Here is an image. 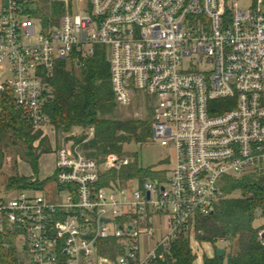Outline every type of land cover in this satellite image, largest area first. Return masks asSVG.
I'll list each match as a JSON object with an SVG mask.
<instances>
[{"label":"built area","instance_id":"built-area-1","mask_svg":"<svg viewBox=\"0 0 264 264\" xmlns=\"http://www.w3.org/2000/svg\"><path fill=\"white\" fill-rule=\"evenodd\" d=\"M251 1L62 0L61 23L40 17L42 30L32 0L0 3V103L11 91L29 124L51 125L58 63L101 47L116 102L144 93L154 139L175 154L163 180H124L131 157L58 146L43 194L0 199V254L13 239L18 264H171L174 242L202 234L199 218L227 198L224 177L264 180V0Z\"/></svg>","mask_w":264,"mask_h":264},{"label":"trees","instance_id":"trees-1","mask_svg":"<svg viewBox=\"0 0 264 264\" xmlns=\"http://www.w3.org/2000/svg\"><path fill=\"white\" fill-rule=\"evenodd\" d=\"M64 9V2L55 1L51 16L63 13ZM50 18L49 15L44 17L45 22H49ZM76 67L80 69L79 73ZM49 83L50 98L45 100L44 110L50 124L57 136L65 135L67 140H72L74 146H80L89 156L100 161L110 154L128 156L127 146L149 141L151 118L119 117L111 66L104 48L98 47L94 56L86 60H61ZM1 100L0 167L9 147L19 146L18 154L23 147L20 157L31 165L38 176L41 158L53 150V144L49 137H42V132H34V127L22 117L11 91L2 95ZM75 128H82L84 132L79 136L73 135ZM89 128H94V135L85 132ZM121 173L125 180L134 177L143 180L146 176H153L151 168L141 167L137 161L125 166ZM109 177L115 178L116 174H108ZM29 181L30 177L15 174L9 178L7 187L22 189L30 186ZM44 184L45 180L31 187H42ZM226 190L228 196L218 203L215 212L199 218L197 223V227L203 230L202 234H198L199 239L212 242L216 248L213 257H205L204 264H264V244L259 240V231L264 228V222L255 225L258 208L264 215V180L254 175L230 179ZM236 190L241 195L230 197ZM222 238L230 240L229 244L222 245L219 242ZM11 242L10 248L1 250L2 264H18L17 247L13 239ZM220 248L224 249L223 256L217 253ZM171 257V264H195L197 256L188 236H181L174 242Z\"/></svg>","mask_w":264,"mask_h":264},{"label":"rangeland","instance_id":"rangeland-1","mask_svg":"<svg viewBox=\"0 0 264 264\" xmlns=\"http://www.w3.org/2000/svg\"><path fill=\"white\" fill-rule=\"evenodd\" d=\"M55 1L62 2V0H32V2L36 3L37 6L34 9L28 11L27 14L34 18V20L37 22L39 30H42V25L41 22L39 21L40 17L44 18L49 15L51 17L49 22L53 21L55 23H61L64 12L51 16L53 13L52 12L53 3ZM7 2L8 0H4L5 5L7 4ZM247 2L251 5L253 3V1L251 0H247ZM75 9H76L75 12L78 13L79 8L75 7ZM75 70L77 73L80 72V69L78 67H76ZM145 100H146V95L135 89V96L132 105L121 106L117 103L119 105L118 106L119 117L126 119L133 118L139 120H148L149 118H151V116L147 112ZM37 131L43 133L42 137L46 136L50 138L53 144V150L49 153H45L42 156L39 166V174L38 176H36V173L31 167V165L28 162H26L24 159H22V157H20V154L23 153L24 148L21 147L20 148L21 153L18 154L17 148L19 146H13V145L10 146L9 149L6 151V159L3 165L0 167V199L6 198L8 194H14L15 191H17V189L13 190V188L7 187L9 178L15 174L30 177V181L28 184L30 186L22 188L25 189L28 194L34 196L43 194L45 192L44 191L45 188H43V186L46 184V181L42 187H31V186H36L34 185L36 183L41 184L46 178L53 176L55 169V160H56L55 149L60 145H67L70 142L73 144L72 141L66 139L65 135L57 136V134L52 129L51 125L34 128V132ZM83 132L84 130L82 128L74 129L73 135L79 136ZM85 132L86 133L89 132L90 135L92 134L94 135V128L93 129L89 128V130L87 129L85 130ZM40 140L41 139H39L36 142V145L39 144ZM127 150L129 151L127 155L130 156L133 159V161H137L141 167L149 168V169L151 168L153 172V176H146L144 180H152L155 179L154 177L163 180L164 178L169 176L173 171L175 165L174 151L171 148H166L165 146H163L159 140L154 139L153 129H152L151 137L148 142H146L145 144H138L135 142L127 146ZM121 172L122 170H120V173H118L120 177L122 175ZM32 177H34V179H31ZM229 180L230 179H228V177H224L222 179L221 183L225 186V188L228 187ZM136 185H138V183H136ZM49 186H52V183H50ZM66 195L67 192L65 191L61 193L62 198L66 197ZM239 195H241V192L236 190L232 194H230V197L239 196ZM263 222H264V215H263V211L261 210L258 214V218L255 222V225H260ZM197 239H199L198 235H197ZM199 240L201 242L200 245L197 246V243L194 244L195 247H198L197 248L198 251H196L195 255L197 256V258L198 256L200 258L198 264H202V261L203 262L205 261L206 256L213 257L215 255V252L214 254L211 253L209 255L208 246L210 245L207 243L205 244L202 243L209 241L201 240V239ZM20 248L21 247H19V249ZM201 258L203 260H201Z\"/></svg>","mask_w":264,"mask_h":264},{"label":"crops","instance_id":"crops-1","mask_svg":"<svg viewBox=\"0 0 264 264\" xmlns=\"http://www.w3.org/2000/svg\"><path fill=\"white\" fill-rule=\"evenodd\" d=\"M0 3H4V0H0ZM35 6H37L36 5V3H35ZM51 127H52V129L54 130V128H53V126L51 125ZM75 129H79V128H75ZM54 132L56 133V131L54 130ZM72 141V140H71ZM73 142V141H72ZM68 144H71V142L70 143H68ZM74 144V143H73ZM55 159H56V154H55ZM55 162H56V160H55ZM153 220H154V222H155V224H156V227H158L159 226V228H160V220H161V218H159L158 216H155L154 218H153ZM164 224H165V226H164V224H163V226H164V229H165V227H166V221L164 220V222H163ZM162 230L161 229H157V238L162 234ZM143 242H144V238H143ZM195 243H197V246L198 245H200L201 244V242H200V240L199 239H197V236L195 237V238H191V246L192 247H194V248H198V247H195L194 246V244ZM202 243H207V244H209L210 246H208L209 247V249H208V254L210 255L211 253L212 254H214V252L216 253V248H215V246H214V244H212L211 242L209 243V242H202ZM199 256H198V258H197V260H196V263L195 264H198V261H199ZM201 260H203L202 258H201ZM202 264H204V262L202 261Z\"/></svg>","mask_w":264,"mask_h":264},{"label":"water","instance_id":"water-1","mask_svg":"<svg viewBox=\"0 0 264 264\" xmlns=\"http://www.w3.org/2000/svg\"><path fill=\"white\" fill-rule=\"evenodd\" d=\"M45 93H47V91H45ZM50 98V97H48ZM218 255L219 256H223L224 255V249L223 248H220L218 251H217Z\"/></svg>","mask_w":264,"mask_h":264}]
</instances>
